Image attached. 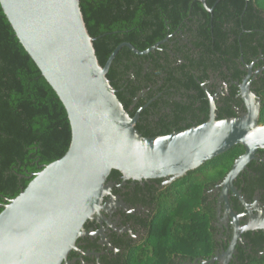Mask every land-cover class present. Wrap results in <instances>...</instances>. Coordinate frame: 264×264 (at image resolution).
<instances>
[{
	"label": "trees",
	"instance_id": "trees-1",
	"mask_svg": "<svg viewBox=\"0 0 264 264\" xmlns=\"http://www.w3.org/2000/svg\"><path fill=\"white\" fill-rule=\"evenodd\" d=\"M206 5L202 0H80L102 66L122 43L145 51L169 37L144 56L122 48L107 75L131 117L145 107L136 126L144 137L189 129L193 125L188 117L196 119L197 125L208 121V103L193 71L221 68L233 61L229 57L233 50L238 57L240 48H224L233 45L230 38L243 45L245 56L264 52V0H206ZM192 90L198 94L190 95ZM176 92L185 93L192 105L175 102L172 114L162 113V106L171 107L169 99ZM258 93L262 98L259 124L264 125V89ZM159 94V100L150 103ZM195 103L201 107L195 108ZM222 118L223 114L218 117ZM71 140L62 101L20 43L0 5V205L16 198L44 167L63 158ZM244 152L243 146H235L179 179L158 201L156 220L176 219V214L186 212L188 216L179 219L198 222L193 206ZM120 176L113 171L108 181L117 182ZM189 228L198 229L197 224ZM237 264H264V260L254 252Z\"/></svg>",
	"mask_w": 264,
	"mask_h": 264
},
{
	"label": "water",
	"instance_id": "water-1",
	"mask_svg": "<svg viewBox=\"0 0 264 264\" xmlns=\"http://www.w3.org/2000/svg\"><path fill=\"white\" fill-rule=\"evenodd\" d=\"M206 5V0H202ZM20 43L62 101L70 121L68 152L35 174L0 213V264H65L94 215L101 217L111 194L113 171L125 180L185 177L206 162L241 145L224 185L232 182L264 149L261 101L248 79L241 86L247 112L218 120L214 98L209 120L169 135L144 137L136 129L140 111L131 117L107 75L119 51L127 47L148 55L169 40L145 51L122 43L102 66L89 34L80 0H0ZM115 200V199H114ZM264 229L260 226L255 230ZM229 258L222 264H228Z\"/></svg>",
	"mask_w": 264,
	"mask_h": 264
},
{
	"label": "flooded vegetation",
	"instance_id": "flooded-vegetation-1",
	"mask_svg": "<svg viewBox=\"0 0 264 264\" xmlns=\"http://www.w3.org/2000/svg\"><path fill=\"white\" fill-rule=\"evenodd\" d=\"M230 42L233 45L224 48H240L238 57L234 50L229 56L232 62L223 63L219 69L193 71L208 103L209 116L207 94L214 98L217 119L223 114L221 120L247 112L241 90L247 79L261 104L258 91L264 89V52L245 56L242 44L238 45L234 37ZM162 84L159 82V86ZM184 94L176 92L169 99L173 104L162 106V113L172 114L175 102L191 106V99ZM197 94L190 91V95ZM160 95L150 103L158 101ZM194 107L199 109L201 104ZM187 120L192 127L198 126L196 119ZM226 176L210 184L201 202L193 206L192 214L199 217L198 222L179 219L188 216L186 212L176 214V219L156 220L158 201L179 179L170 183L167 179L138 182L120 176L117 182L109 181L114 186L104 198L101 217L96 214L87 221L84 228L88 234L77 240L65 264H222L228 258V264H237L254 252L264 260V229L255 230L264 226V149L256 153L232 186L224 185ZM194 224L196 231L189 228Z\"/></svg>",
	"mask_w": 264,
	"mask_h": 264
}]
</instances>
